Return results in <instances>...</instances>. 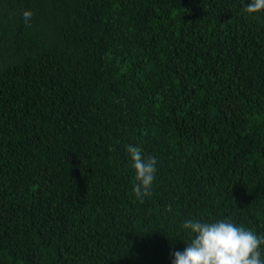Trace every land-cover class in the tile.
<instances>
[{"label":"trees","instance_id":"1","mask_svg":"<svg viewBox=\"0 0 264 264\" xmlns=\"http://www.w3.org/2000/svg\"><path fill=\"white\" fill-rule=\"evenodd\" d=\"M249 2L0 0V264H171L189 219L264 235ZM127 145L157 161L143 199Z\"/></svg>","mask_w":264,"mask_h":264},{"label":"clouds","instance_id":"2","mask_svg":"<svg viewBox=\"0 0 264 264\" xmlns=\"http://www.w3.org/2000/svg\"><path fill=\"white\" fill-rule=\"evenodd\" d=\"M264 9V0H252L245 8L247 12ZM25 9V22L32 17ZM131 168L136 183L133 194L143 199L148 195L155 179L156 158L145 157L138 146L127 145ZM182 227L189 230L191 239L183 250L171 253V264H264V235L236 225L225 218L216 221L185 220Z\"/></svg>","mask_w":264,"mask_h":264}]
</instances>
